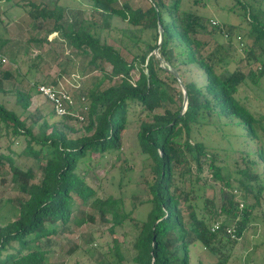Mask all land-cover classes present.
<instances>
[{
  "label": "trees",
  "instance_id": "trees-1",
  "mask_svg": "<svg viewBox=\"0 0 264 264\" xmlns=\"http://www.w3.org/2000/svg\"><path fill=\"white\" fill-rule=\"evenodd\" d=\"M132 1L88 0L98 15L90 18L59 12L58 1L21 5L31 19L42 20L37 27L52 26L47 36L59 34L89 57L102 77L81 87L79 113L56 119L53 111L49 116L35 111L26 117L39 64L25 73L17 58L15 70L0 66V170L7 166L24 196L16 218L0 225V264H47L51 237L69 230L78 201L110 223L111 232H125L135 264H237L231 262L235 247L264 220V0H234L243 21L229 31L225 23L218 25L226 40L214 45L202 39L207 25L199 0L188 7L184 0H151L149 7ZM243 34L252 44L241 43L239 52ZM7 43L0 35V51ZM33 68L29 89L5 87L6 81L22 82ZM135 69L139 76L133 80ZM171 70L184 83L186 109L182 88L178 103L171 96L172 84L180 85ZM106 80L110 85L103 87ZM22 138L21 154L37 170H23L10 156ZM129 156L149 161L141 186L142 204L149 208L142 219L103 188V172L116 170L120 161L129 169Z\"/></svg>",
  "mask_w": 264,
  "mask_h": 264
},
{
  "label": "rangeland",
  "instance_id": "rangeland-1",
  "mask_svg": "<svg viewBox=\"0 0 264 264\" xmlns=\"http://www.w3.org/2000/svg\"><path fill=\"white\" fill-rule=\"evenodd\" d=\"M27 1L35 3H54L58 1L57 10L65 12L66 15L71 11L83 13V16L86 18L97 15L93 13L88 0ZM184 1L185 7H188L189 1L193 0ZM199 1L205 5L203 8H198L199 14L203 16L202 21L207 25V34L203 36V41H208L212 45L217 42L224 43L226 35L217 31L215 28L218 26H213L212 22H219V25L225 23V31H229L234 25H239L243 21L242 10H240V7L234 0ZM132 2L136 7H149L151 5V0H133ZM23 3L24 0H0V18L2 22V24L0 23V35L8 39L7 45L1 49L9 59V62L2 67L16 68L13 61L17 58L19 67L23 73L27 71L28 67L36 63L39 64L40 73H37V70L33 68L31 74L22 82H18L15 79L6 81L5 87L13 90L29 89L35 80L33 76L36 73L39 84L52 83L53 80L57 79L58 85L64 87L72 95L74 100L73 111L77 114L80 112L78 95L81 87H90L92 82L96 81V77H102V73L90 67V58L83 56L68 46L59 34L53 33L47 36V31L52 26L50 24H43L41 28L37 27L40 22L42 23V20L31 19L27 12L29 9L21 7ZM24 5L26 4L24 3ZM115 6L120 7V3H117ZM98 10L102 12V10ZM30 38L34 40L29 41ZM237 41L240 43L239 48L243 44H252V40L244 34ZM241 49L239 52H242ZM122 53L128 60L132 59V56L126 51H122ZM38 55L40 60H36ZM158 57L160 58V55ZM101 66L106 71H111V67L107 63H101ZM240 67H243V65ZM131 75L132 79L136 80L139 76L138 70L132 71ZM43 77L45 79L42 81ZM109 85L110 82L106 80L103 87ZM172 87L173 91H170L171 96L178 103V90L181 89V85L172 84ZM261 108L264 111V105ZM184 109H186L185 105ZM35 111H39L41 115L45 116H49V113L53 111L51 105L39 96L37 92L31 101V107L26 117ZM55 118L58 119L59 117L56 115ZM2 143L4 151L7 152L6 146L8 145V141L3 139ZM25 147L26 142L23 138L11 146L13 152L10 156L14 164L23 170L29 168L37 170V163L32 158L21 154ZM129 159L130 162L127 165L129 169H124L125 163L120 161L119 167L116 170H109L108 173L103 172L101 175L104 179L103 188L107 194L121 197L126 210L131 212V216L142 219L145 218L149 208L147 204H142L145 201V196L141 192L143 175L149 173V161L140 160L138 156H129ZM114 160L115 158H111L110 162H114ZM36 172L37 179L39 180L41 174L38 171ZM23 197L18 187L12 182L7 166L6 170H0V225L16 218L18 211L16 209L17 203ZM88 214L94 215V221L86 220ZM261 214L264 215V203ZM110 227V223H104L100 220L97 211L89 210L78 201L75 206L73 222L69 224V230L51 237L52 241L48 247L50 253L47 256V264H135L125 247V232L122 229H116L115 232H111ZM115 238L117 239L115 251L117 254L112 250L114 247L113 239ZM196 253L198 255L201 254L200 251ZM118 255L122 257V261H120ZM201 255L203 260L208 259L211 262L212 259L207 258L206 255ZM233 258L231 262H236L237 264L240 262L243 264L253 262L262 264L264 262V220L256 222L246 232L240 243L235 247Z\"/></svg>",
  "mask_w": 264,
  "mask_h": 264
},
{
  "label": "built area",
  "instance_id": "built-area-1",
  "mask_svg": "<svg viewBox=\"0 0 264 264\" xmlns=\"http://www.w3.org/2000/svg\"><path fill=\"white\" fill-rule=\"evenodd\" d=\"M212 24L213 26H218L219 22H212ZM8 62V57L0 51V66L6 65ZM36 90L39 96L51 105L53 112L58 117L75 114H73V97L64 87L53 83H41L36 86Z\"/></svg>",
  "mask_w": 264,
  "mask_h": 264
},
{
  "label": "water",
  "instance_id": "water-1",
  "mask_svg": "<svg viewBox=\"0 0 264 264\" xmlns=\"http://www.w3.org/2000/svg\"><path fill=\"white\" fill-rule=\"evenodd\" d=\"M163 37H164L163 30H162V27H160L159 46H158V48H157L156 51H155V54H156L157 56H159V49H160V46H161V44H162ZM171 71L175 74V76L178 78V80H179V82H180V85H181V88H182V90H183V94H184V105H185V108H186V106H187V102H188V101H187V100H188V97H187V94H186V90H185L184 83L182 82V80L180 79L179 74H178L176 71H174V70H171Z\"/></svg>",
  "mask_w": 264,
  "mask_h": 264
}]
</instances>
